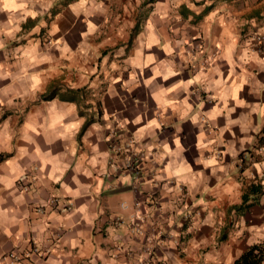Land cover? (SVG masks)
I'll return each mask as SVG.
<instances>
[{"label": "crops", "instance_id": "obj_1", "mask_svg": "<svg viewBox=\"0 0 264 264\" xmlns=\"http://www.w3.org/2000/svg\"><path fill=\"white\" fill-rule=\"evenodd\" d=\"M254 34L264 0H0V264L264 249ZM114 140L141 152L138 180Z\"/></svg>", "mask_w": 264, "mask_h": 264}, {"label": "built area", "instance_id": "obj_2", "mask_svg": "<svg viewBox=\"0 0 264 264\" xmlns=\"http://www.w3.org/2000/svg\"><path fill=\"white\" fill-rule=\"evenodd\" d=\"M249 41L253 44V51L258 54H264V37L262 35H251L248 37ZM116 134H114L115 136ZM111 155L119 160L120 168L125 174L131 175L135 180H138L141 175L142 170V154L134 146V142L129 140L119 144L117 142H112L110 145ZM57 197L51 196L48 203L53 206L57 203ZM67 210L70 209L69 206L66 207ZM37 211H41V207H38ZM140 231L139 228H136ZM30 254L39 255V251L32 247Z\"/></svg>", "mask_w": 264, "mask_h": 264}, {"label": "trees", "instance_id": "obj_3", "mask_svg": "<svg viewBox=\"0 0 264 264\" xmlns=\"http://www.w3.org/2000/svg\"><path fill=\"white\" fill-rule=\"evenodd\" d=\"M264 263V249L261 246H253L246 251L236 264H262Z\"/></svg>", "mask_w": 264, "mask_h": 264}]
</instances>
